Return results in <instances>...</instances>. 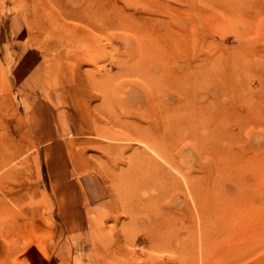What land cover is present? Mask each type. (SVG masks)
Here are the masks:
<instances>
[{"label":"rangeland","instance_id":"rangeland-1","mask_svg":"<svg viewBox=\"0 0 264 264\" xmlns=\"http://www.w3.org/2000/svg\"><path fill=\"white\" fill-rule=\"evenodd\" d=\"M92 1L108 10L105 20L81 16L85 0H0V264H264V166L259 174L250 169L264 161L258 123L264 119V0ZM127 26L146 29L140 35ZM166 29L185 33L190 69L202 74L189 76L182 90L153 79L158 62L138 61ZM28 50L35 65L21 66ZM61 71L94 122L92 138L75 140L71 150L97 156L118 218L96 228L94 252L82 257L70 250L77 241H69L59 222H43L45 202L35 184L41 160L38 170L35 163H12L33 139L21 100L54 92ZM38 76L41 82H31ZM230 104L233 133L247 108L258 111L245 129L251 128L249 148L235 141L233 150L243 157L229 166L208 154L199 136L164 138L167 128L175 129L172 122L183 120L177 127L187 128L191 119L216 116L218 106ZM235 228L245 235L235 236ZM225 245L232 252H218Z\"/></svg>","mask_w":264,"mask_h":264},{"label":"crops","instance_id":"crops-1","mask_svg":"<svg viewBox=\"0 0 264 264\" xmlns=\"http://www.w3.org/2000/svg\"><path fill=\"white\" fill-rule=\"evenodd\" d=\"M24 55L21 66H34V54L28 50ZM23 79L16 82L27 81ZM31 82L38 84L41 79L38 76ZM58 82L54 92L49 94L40 91V87V99L32 98L29 93L21 100L28 107L25 115L33 139L25 145V151L18 152L20 156L12 163L19 160L24 164L35 163L34 169L38 170L37 161L41 160L42 169L40 173L37 171L35 178L36 190L45 202V218L40 219L59 222L69 241H77L70 250L82 257L83 252H94L93 237L102 222H118V218L116 209L106 199L110 189L106 177L95 165L97 156L71 150L77 142L75 140L92 138L94 122L90 112L79 106L70 86L66 81L64 83L62 71ZM41 150L42 158L39 155Z\"/></svg>","mask_w":264,"mask_h":264},{"label":"bare ground","instance_id":"bare-ground-1","mask_svg":"<svg viewBox=\"0 0 264 264\" xmlns=\"http://www.w3.org/2000/svg\"><path fill=\"white\" fill-rule=\"evenodd\" d=\"M92 0H85V2H86V4L84 5V8H83V13L82 12H80V15L81 16H85V17H87V18H90L91 20L92 19H94V18H96V17H99V18H101L100 20H105V18H106V16H107V11L108 10H106L105 9V7H102V6H95L94 4H93V2L94 1H92ZM83 4V3H82ZM100 4V3H99ZM98 4V5H99ZM97 5V4H96ZM82 9V8H81ZM117 9V8H116ZM79 13V12H78ZM70 14H71V12H70ZM72 15V14H71ZM74 15V14H73ZM64 16L66 17L67 15H65L64 14ZM69 16V15H68ZM75 16V15H74ZM77 16H78V19H79V15L77 14ZM121 16V18H123L124 17V19L125 18H127V16L126 15H120ZM130 17H131V19L134 17V15H129ZM71 17V16H70ZM69 17V18H70ZM76 17V16H75ZM77 19V18H76ZM84 19V18H83ZM82 20V19H81ZM84 21H85V19H84ZM96 26V25H95ZM105 26H98V29L99 30H104L105 28H104ZM96 28H97V26H96ZM166 28H167V26H166ZM126 29H128V30H130V31H136V32H138L140 35H142V31H144L145 29H142L141 30V28H139V27H133V26H127L126 27ZM176 29V28H175ZM205 30H209L210 28L208 27V26H206L205 28H204ZM167 31L164 33V34H162V35H160L159 37H158V39H156V40H154V41H151L150 43H149V45L147 46V47H145L144 48V50L142 49L141 50V53L143 52L144 54H141L142 55V57H144V58H142V59H138V61L140 62V64H145V66H146V64H151L153 61H156V62H158L159 63V66L160 67H158V70H159V73H160V75H158V76H155L153 79H156V80H164L165 79V81H169L168 83H169V85H170V87L171 88H173V87H179V89L180 90H182V87H181V85H183V83H185L186 82V80H188L189 79V76H196V75H198V76H200V77H202V74H201V72H200V70L198 71L197 69H193V70H191L190 69V63H191V61L189 60V57H188V54H187V45H188V42H187V37L184 35V34H181V31H179L180 33L178 34L177 32H175V31H173V30H171V29H166ZM183 30V29H182ZM149 32H152L151 30H149ZM197 33V32H196ZM146 34V32H143V35H145ZM187 35V34H186ZM196 35V34H195ZM140 56V55H139ZM141 57V56H140ZM58 58V57H57ZM56 61H58V59L56 60ZM177 61H179L180 63L178 64V65H176V62ZM50 62V61H49ZM53 63V62H52ZM57 64H58V62H57ZM183 65L184 64V66H180V65ZM53 65V64H52ZM55 66V65H54ZM174 66H179V69L180 70H178L176 67H174ZM57 67V66H56ZM148 67V66H147ZM53 68V67H52ZM55 68V67H54ZM53 68V69H54ZM144 69H145V67H144ZM144 69H142V71L144 70ZM157 69V68H156ZM56 70H57V68H56ZM53 71V70H52ZM197 71V72H196ZM196 72V73H195ZM143 74H145V71H143ZM209 77H210V79H209V81H211L212 80V82H211V84L212 85H215V86H217V80H216V78L212 75V74H209ZM154 91V90H153ZM154 92H156V91H154ZM219 92L220 93H223L222 92V90L219 88ZM249 107V106H248ZM218 114L215 116H211V115H209V114H205L204 115V118H203V116L201 117V118H199V119H197V121H195V119L194 120H190L189 122H190V125H189V127H184L183 128V126H178L177 127V125H183L185 122L183 121V120H178V121H174V122H172L173 123V127L171 128V129H173V128H175L173 131H171V130H169V128H167V130H166V132H165V134H164V138H169V140H171L172 142L174 141V140H176L178 137H180L182 134L183 135H188L189 137H193V138H195V136H199L198 138V141H199V143L204 147L203 149L208 153V154H210L211 156H214V157H216V158H221V157H224L223 159H221L222 160V162H225V163H227V166H229L228 164H229V162H232V160H234L235 161V159H236V157H237V155H241L242 156V154H241V152H236V150L234 151L233 150V143L235 142V141H238V140H240V139H243V147H246V148H249L248 147V139L250 138V134L248 135V131L249 130H251V128L249 129V130H245L246 129V126H247V124H249V119H250V116L253 114V113H255L256 111H258V110H256L255 108L254 109H251V110H249L248 108H247V110H246V112H245V114H244V119H243V124H242V122L240 123V125L238 124L237 126H236V128H235V130H236V133H233L232 131H233V129H230V128H228V126H229V123L230 122H232L233 120H230L229 118L230 117H228L227 115H232V114H234V112H233V110L231 109V104L230 105H228V106H218ZM217 109L215 110V111H217ZM205 113H209L207 110H205ZM218 116V117H217ZM226 120H229L228 122L226 121ZM196 122L198 123V124H196ZM258 123H261L263 126H264V119H260L259 121H258ZM163 124L165 125V124H171L170 123V121H166V120H164L163 121ZM226 124V125H225ZM249 128V127H248ZM199 129H202V131H203V133L202 134H198L199 133ZM263 130H264V128H263ZM180 132V133H179ZM185 133V134H184ZM245 137H247V139H245L244 140V138ZM226 145H228V148L227 147H225ZM238 147V146H237ZM240 148H242V146H239ZM245 152V151H244ZM244 154V153H243ZM239 157V159L237 158V161L238 160H240L242 157ZM241 160H243V159H241ZM240 160V161H241ZM242 162V161H241ZM248 163V166L249 165H251L252 166V163L250 162V161H248L247 162ZM254 164V163H253ZM255 165V164H254ZM262 166H264V161L263 160H261L260 161V163L258 164V166H257V168H254L253 166H252V168L250 167V169L252 170V173L253 172H255L254 174H256V173H258L259 174V172H261V171H259V170H261V167ZM217 167V166H216ZM220 167V166H219ZM225 167V166H224ZM218 168V167H217ZM226 168V167H225ZM236 168V167H235ZM221 170V169H220ZM263 170H264V168H263ZM263 170H262V172H263ZM222 171V170H221ZM240 173V172H239ZM241 174V173H240ZM239 176H241V175H239ZM242 176H243V174H242ZM237 177V176H236ZM225 178V177H224ZM229 179H230V177H229ZM235 185H237V184H235ZM239 185V184H238ZM264 186V185H263ZM247 187V186H246ZM261 187V186H260ZM243 188H245V187H243ZM242 188V189H243ZM202 189V188H201ZM238 189V188H237ZM241 189V185H240V188L238 189V190H240ZM242 189H241V192H242ZM259 189V188H258ZM246 190V189H245ZM260 190H263V189H260ZM244 191V190H243ZM248 191H249V188H248ZM238 192V194H239V197L241 198V194L239 193V191H237ZM245 192V191H244ZM262 192H264V191H262ZM218 193V192H217ZM219 194H221V193H219ZM238 194H237V196H238ZM243 194V193H242ZM247 194V193H246ZM217 195V194H216ZM241 195V196H240ZM244 195V194H243ZM223 196V195H222ZM222 196H220L221 198H222ZM235 196V195H234ZM234 196H233V198H234ZM247 196H248V194H247ZM246 196V197H247ZM216 197H218V199L220 198L219 196H216ZM243 197H245V196H243ZM225 199H227V197H224ZM231 198V197H230ZM216 199V198H215ZM223 199V198H222ZM224 199V200H225ZM245 199V198H244ZM247 199H248V197H247ZM246 199V200H247ZM223 200V201H224ZM228 200V199H227ZM241 200V199H240ZM219 201H220V199H219ZM241 201H243V198H242V200ZM226 202V201H225ZM229 202V201H228ZM231 202V201H230ZM239 202V201H238ZM237 202V203H238ZM247 202H248V200H247ZM213 203H214V201H213ZM234 203V202H233ZM242 203V202H241ZM221 204H222V202H221ZM235 204V203H234ZM246 204V203H245ZM254 204V203H253ZM260 204V203H259ZM259 204H256V205H259ZM217 205V207H219V204H216ZM225 205V204H224ZM226 205H228V204H226ZM225 205V206H226ZM237 205H239V204H237ZM242 205V204H241ZM241 205L239 206V207H241ZM244 205V204H243ZM225 206H223L224 207V210H223V212H221V214L223 213V215H224V211H225ZM250 206V205H249ZM248 206V207H249ZM262 206V205H261ZM214 207H215V205H214ZM222 207V208H223ZM229 207V206H228ZM258 207V206H257ZM221 208V207H220ZM230 208V207H229ZM232 209V208H231ZM230 209V210H231ZM239 209V208H238ZM246 209H248V208H245V210ZM251 209H252V207L250 208V211H251ZM256 209V208H255ZM259 209V208H258ZM229 210V211H230ZM221 210H219V212H220ZM226 211H227V209H226ZM233 211V210H232ZM250 211H249V213H250ZM258 211V210H257ZM256 211V212H257ZM236 212V211H235ZM235 212H234V214H235ZM242 211H240V212H238V213H241ZM252 212V211H251ZM255 212V211H254ZM237 213V212H236ZM242 213H244V212H242ZM247 213H248V211H247ZM245 214L246 213H244V216L243 217H245ZM251 214V213H250ZM256 214V213H255ZM218 215V214H217ZM253 215V214H252ZM239 216H241V215H239ZM256 216H258L257 214H256ZM216 217V216H215ZM242 217V218H243ZM248 217V216H247ZM247 217H245L246 218V220H247ZM218 218V217H217ZM216 219V218H215ZM230 219V218H229ZM228 219V220H229ZM236 218L234 217V220H235ZM244 219V218H243ZM242 219V220H243ZM221 220V219H220ZM225 220V219H224ZM237 220V219H236ZM235 220V221H236ZM227 221V220H226ZM233 221V219L231 220V222ZM235 221H233V222H235ZM239 221V220H238ZM249 221V220H248ZM229 222V221H228ZM243 222V221H242ZM253 222V221H252ZM225 223V222H224ZM224 223H222V224H224ZM244 224L246 223V222H243ZM255 223H257V222H255ZM216 224H217V221H216ZM225 224H229V223H225ZM235 224H236V222H235ZM232 225V224H231ZM238 225H240V224H238ZM242 225V224H241ZM244 226V225H243ZM205 227V226H204ZM229 227H230V225H229ZM236 227V226H235ZM225 228V227H224ZM240 228V227H239ZM255 228V227H254ZM257 228H259V227H257ZM256 228V229H257ZM204 229V228H203ZM243 229V228H242ZM246 229V228H245ZM229 230V229H228ZM235 231L234 232H236L235 233V236H237V235H240L241 233H243L242 235H245V233L242 231V230H237L236 231V228L234 229ZM220 231V230H219ZM225 231V230H224ZM207 232V231H206ZM246 232V231H245ZM216 233V232H215ZM218 233V232H217ZM220 233V232H219ZM221 234H223V231H222V233ZM221 234H219V235H221ZM237 234V235H236ZM202 235H203V232H201L200 233V238H202ZM231 235L232 236H234V234H230V232H229V235H228V237L229 238H231ZM222 236V235H221ZM224 238V237H223ZM227 238V237H226ZM228 238V239H229ZM220 239V238H219ZM227 239V240H228ZM232 239V238H231ZM230 240V239H229ZM219 242H220V240H218ZM200 242L202 243V240H200ZM228 242V241H227ZM235 243V242H234ZM243 243V242H242ZM219 244H222V246H223V243H219ZM201 245V244H200ZM227 247V248H224V247ZM224 247H218V252H222V253H225V252H227V253H230V252H232V249H231V246L229 247L228 245H225ZM229 247V248H228ZM75 248V247H74ZM247 248V247H246ZM230 251H229V250ZM243 249H245V247L243 248ZM242 249V250H243ZM239 250V249H238ZM254 250V249H253ZM204 251H205V249H204ZM247 252V251H246ZM237 254V253H236ZM239 255H241V254H239ZM243 256V255H242ZM202 261V260H201Z\"/></svg>","mask_w":264,"mask_h":264}]
</instances>
